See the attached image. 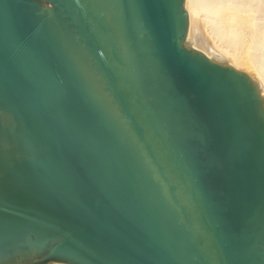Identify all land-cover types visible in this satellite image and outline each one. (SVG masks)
I'll return each mask as SVG.
<instances>
[{
	"label": "water",
	"instance_id": "obj_1",
	"mask_svg": "<svg viewBox=\"0 0 264 264\" xmlns=\"http://www.w3.org/2000/svg\"><path fill=\"white\" fill-rule=\"evenodd\" d=\"M185 1L0 0L4 264H259L264 97Z\"/></svg>",
	"mask_w": 264,
	"mask_h": 264
},
{
	"label": "bare ground",
	"instance_id": "obj_2",
	"mask_svg": "<svg viewBox=\"0 0 264 264\" xmlns=\"http://www.w3.org/2000/svg\"><path fill=\"white\" fill-rule=\"evenodd\" d=\"M185 6L196 48L248 73L264 97V0H186Z\"/></svg>",
	"mask_w": 264,
	"mask_h": 264
},
{
	"label": "snow or ice",
	"instance_id": "obj_3",
	"mask_svg": "<svg viewBox=\"0 0 264 264\" xmlns=\"http://www.w3.org/2000/svg\"><path fill=\"white\" fill-rule=\"evenodd\" d=\"M69 104H71V100L68 101ZM8 119V114L3 110L0 109V125H3L5 121ZM3 149V144L0 142V151ZM232 152L235 153L236 149L235 147L232 149ZM5 250L3 247H0V264H4V256ZM46 258L48 259H61L62 256L56 254L55 252L50 253ZM17 264H19V261H17ZM259 264H264V249L261 250L259 253Z\"/></svg>",
	"mask_w": 264,
	"mask_h": 264
}]
</instances>
